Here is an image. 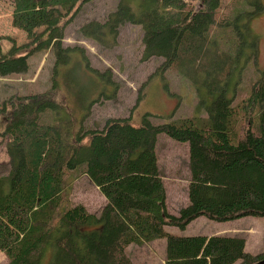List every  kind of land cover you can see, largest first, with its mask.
Returning a JSON list of instances; mask_svg holds the SVG:
<instances>
[{"label":"trees","instance_id":"obj_1","mask_svg":"<svg viewBox=\"0 0 264 264\" xmlns=\"http://www.w3.org/2000/svg\"><path fill=\"white\" fill-rule=\"evenodd\" d=\"M89 1L11 0L12 24L28 42L18 45L11 36L0 37V78L28 72L30 56L48 50L58 73L76 50L64 45L65 28ZM118 1L104 21L84 24L82 34L115 40L125 24L141 26L142 59L164 58L161 68H178L196 86L202 103L207 94L215 100L206 103V117L164 124L145 118L138 126L131 116L110 117L102 129L76 131L73 117L41 122L48 110L61 109L57 78L40 93L4 98L0 136L9 138L10 160L0 175V250L7 264H134L130 246L163 238L166 264L264 260V251L246 250L242 236L180 235L166 228L172 224L185 231L201 216L218 222L264 216V70L249 95L236 103L231 77L242 43L233 46L221 30L243 14L241 5L230 21L225 0ZM262 7L258 2L256 11ZM104 73L112 79L110 71ZM160 134L190 147L189 203L178 214L167 209ZM75 171L87 175L106 198L99 215L81 203L68 204L72 183L67 186V175Z\"/></svg>","mask_w":264,"mask_h":264},{"label":"rangeland","instance_id":"obj_2","mask_svg":"<svg viewBox=\"0 0 264 264\" xmlns=\"http://www.w3.org/2000/svg\"><path fill=\"white\" fill-rule=\"evenodd\" d=\"M0 2L6 8L0 9V37L11 36L18 45L27 43V34L12 24L11 0ZM258 2L263 4L260 11H256ZM118 3V0H92L84 4L65 28L64 45L76 47L69 54V63L58 68L56 73V57L50 50L30 56L28 72L0 80V102L13 93H40L51 86L53 78H57L56 95L61 109L56 114L48 110L41 121L45 124L62 121L63 118L70 121L73 117L72 128L80 131L102 129L110 117L131 116L136 126L141 125L145 118L154 124H164L191 116L206 117V103L215 100V95L207 94L206 103H202L196 86L178 68L163 70L160 65L164 61L162 57L143 60L141 38L144 32L141 26L125 24L115 40L112 37L95 40L82 34L84 24L104 21ZM238 5H241L243 14L230 26H221L224 36H230L228 42L233 46L237 42L242 43V56L231 77V82L237 84L236 103L249 95L257 76L264 70V0H225L224 11L232 15L230 21L235 16L232 11ZM2 45L5 49L9 44L2 42ZM253 51L255 55H252ZM250 55L253 58L249 59ZM105 71H110L111 80L102 75L106 74ZM236 80L238 82L235 83ZM8 141L9 138L0 136V175L9 166ZM84 141L89 142V136ZM157 144L160 170L167 189V209L178 214L180 208L189 203L190 147L188 143L174 140L166 134L159 135ZM67 177V186L72 183L68 204L81 203L91 213L99 215L107 203L99 188L80 172L75 171ZM166 228L180 235L242 236L246 240L247 251L254 254L264 251V216H246L226 222L210 221L201 216L193 220L185 231L172 224ZM165 248L166 239L163 238L133 245L127 250L134 264H166ZM7 263L8 257L0 250V264Z\"/></svg>","mask_w":264,"mask_h":264},{"label":"crops","instance_id":"obj_3","mask_svg":"<svg viewBox=\"0 0 264 264\" xmlns=\"http://www.w3.org/2000/svg\"><path fill=\"white\" fill-rule=\"evenodd\" d=\"M4 6H5V5H2V2H0V9H6V8H4ZM13 9H14V8H13ZM12 17H13V10H12ZM12 17H11V18H12ZM12 20H13V18H12ZM15 28H16V27H15ZM21 31H22V30H21ZM1 79H5V78H0V80H1Z\"/></svg>","mask_w":264,"mask_h":264},{"label":"water","instance_id":"obj_4","mask_svg":"<svg viewBox=\"0 0 264 264\" xmlns=\"http://www.w3.org/2000/svg\"><path fill=\"white\" fill-rule=\"evenodd\" d=\"M255 264H264V260L259 261V262L255 263Z\"/></svg>","mask_w":264,"mask_h":264}]
</instances>
